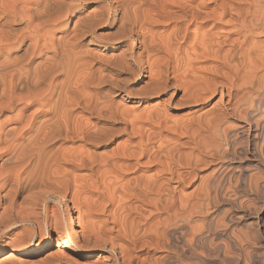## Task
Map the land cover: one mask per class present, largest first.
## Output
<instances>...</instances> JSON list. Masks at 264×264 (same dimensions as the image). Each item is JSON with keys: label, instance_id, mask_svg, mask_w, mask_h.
<instances>
[{"label": "bare ground", "instance_id": "obj_1", "mask_svg": "<svg viewBox=\"0 0 264 264\" xmlns=\"http://www.w3.org/2000/svg\"><path fill=\"white\" fill-rule=\"evenodd\" d=\"M95 255L264 264V0H0V264Z\"/></svg>", "mask_w": 264, "mask_h": 264}, {"label": "rangeland", "instance_id": "obj_2", "mask_svg": "<svg viewBox=\"0 0 264 264\" xmlns=\"http://www.w3.org/2000/svg\"><path fill=\"white\" fill-rule=\"evenodd\" d=\"M142 82V80H138V81H132L131 82V86L130 87H132L133 89H135V90H138L139 89V87L141 86V83ZM117 99H120V97H118ZM123 101H122V103H120V106H121V108L123 109V110H125V111H128V114L132 117L133 115V117H139L140 115H141V112H142V110H143V107L144 106H138V107H135L134 105H133V99H131L130 97H127V96H124L123 97V99H122ZM216 100H218V96H216V97H214L211 101H209L208 103H206L205 105H201V107H198V108H196L195 110H200V109H202L203 108V111L202 112H204L205 110H207ZM156 104H157V101H152V102H150V104H148V105H146L144 108H147V107H149V108H151V107H155L156 106ZM151 106V107H150ZM192 110H194V109H192ZM169 113H167V117H165V120H167V121H165L164 120V122H166V124H165V128L162 130V133H161V135H163V138H166L165 140L166 141H169V142H171L172 140H173V138H174V136H175V133H174V125L176 124V123H179V122H181V121H183V120H185V119H187V117H189V113L190 112H193V111H188V110H183V109H181V110H170V111H168ZM8 116V115H7ZM130 117V118H131ZM166 118H168V119H166ZM169 120V121H168ZM167 127V128H166ZM173 128V129H172ZM165 135V136H164ZM172 138V139H171ZM171 139V140H170ZM123 141V139H120L119 141H117L116 142V144H119V143H121ZM76 147H78L77 149H79V147H80V144L79 143H66L65 145H64V151L66 150H68V152L70 151H78L77 149H74V150H72L73 148H76ZM113 147H115V146H112L111 147V149L109 148V149H107V150H100V151H98L97 153H96V157L97 158H105V157H109V156H111L112 155V153L110 152L112 149H113ZM65 148H67V149H65ZM72 148V149H71ZM71 149V150H70ZM80 151H83V150H81V149H79ZM110 150V151H109ZM65 151V152H66ZM79 151V152H80ZM84 152V151H83ZM90 152V151H89ZM91 153V152H90ZM89 153V154H90ZM79 174H81V172L79 173ZM78 174V175H79ZM94 201H96V199H95V197H94V199H93ZM102 203H105V201H103ZM102 203H98L96 206H94L92 209H93V220L95 221V223L97 224V225H99V224H102L103 222H105L107 219V223H111L112 222V219L114 218V215H113V213H111L112 212V209L114 210L115 209V207H117V205L118 204H114V202H113V204H109V203H105V204H103L104 206H106V208H107V212L105 211V212H99V209H100V206L102 205ZM77 209H75V212H74V215L76 216V223H77V226H78V230L80 229V226H83V224H84V221L82 220V221H79V220H81V219H83V218H81V216H79L78 215V213H79V211L77 210ZM111 213V214H110ZM107 214V215H106ZM113 215V216H112ZM107 217V218H106ZM80 218V219H79ZM103 219V220H102ZM102 222V223H99V222ZM82 223V224H81ZM79 224V225H78ZM109 225H111V224H109ZM18 226V225H17ZM21 229L22 228H19V226L17 227V229H15L14 230V233L10 236V239L9 240H12V241H16V242H21V241H23L24 240V238L25 239H27L28 238V236L27 235H25V234H22L21 233ZM37 236H38V231H36V232H34V233H32V236H31V239L33 240V242L34 243H36V242H38L37 240ZM55 250V246H51L49 249H48V253H52L53 251ZM91 260H90V264H95V262L97 261V255H95L94 257H92V258H90Z\"/></svg>", "mask_w": 264, "mask_h": 264}]
</instances>
